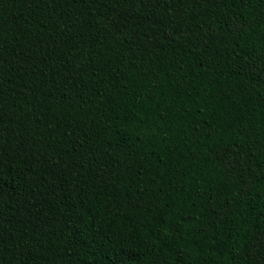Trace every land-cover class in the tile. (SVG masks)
<instances>
[{"label":"trees","instance_id":"16d2710c","mask_svg":"<svg viewBox=\"0 0 264 264\" xmlns=\"http://www.w3.org/2000/svg\"><path fill=\"white\" fill-rule=\"evenodd\" d=\"M0 264H264V0H0Z\"/></svg>","mask_w":264,"mask_h":264}]
</instances>
